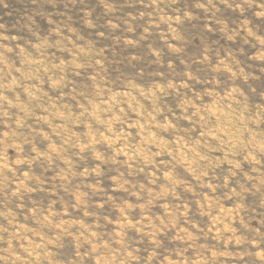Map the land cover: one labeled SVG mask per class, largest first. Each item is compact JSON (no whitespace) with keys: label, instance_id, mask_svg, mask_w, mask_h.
Returning <instances> with one entry per match:
<instances>
[{"label":"rangeland","instance_id":"obj_1","mask_svg":"<svg viewBox=\"0 0 264 264\" xmlns=\"http://www.w3.org/2000/svg\"><path fill=\"white\" fill-rule=\"evenodd\" d=\"M264 264V0H0V264Z\"/></svg>","mask_w":264,"mask_h":264},{"label":"clouds","instance_id":"obj_2","mask_svg":"<svg viewBox=\"0 0 264 264\" xmlns=\"http://www.w3.org/2000/svg\"><path fill=\"white\" fill-rule=\"evenodd\" d=\"M237 264H240V262L238 261ZM243 264H251V261H243Z\"/></svg>","mask_w":264,"mask_h":264}]
</instances>
